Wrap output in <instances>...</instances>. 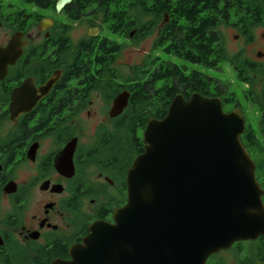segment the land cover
<instances>
[{
	"label": "flooded vegetation",
	"instance_id": "flooded-vegetation-1",
	"mask_svg": "<svg viewBox=\"0 0 264 264\" xmlns=\"http://www.w3.org/2000/svg\"><path fill=\"white\" fill-rule=\"evenodd\" d=\"M61 1L0 0V264H86L93 227L115 223V212L128 201V171L144 152L145 128L140 147L138 138H124L122 114L109 113L114 99L128 90L118 63L124 49L119 40L125 37L116 32L119 40L108 38L114 33L108 30L105 0H70L59 9ZM120 1L132 5L122 11L132 17L124 35L133 45L154 36V49L222 48L230 67L264 65V49L256 58L228 50L223 29L245 49L258 30L264 38V19L253 24L249 11L237 10L236 0ZM140 69L133 70L132 80L139 79ZM51 81L36 105L13 119L14 92L23 87L39 96ZM221 96L226 113L240 109L245 118L240 100ZM94 97L110 105L95 131ZM247 131L245 126L241 140L264 191V151L256 153ZM135 228L139 240L140 227ZM134 254L140 264L139 252ZM205 264H264V236L237 241Z\"/></svg>",
	"mask_w": 264,
	"mask_h": 264
},
{
	"label": "water",
	"instance_id": "water-1",
	"mask_svg": "<svg viewBox=\"0 0 264 264\" xmlns=\"http://www.w3.org/2000/svg\"><path fill=\"white\" fill-rule=\"evenodd\" d=\"M53 83L39 96L16 90L13 119ZM130 96L124 91L114 99L111 117L127 109ZM244 130L242 111L226 113L219 98L177 95L163 119L148 121L144 152L128 171L127 204L113 225L93 227L86 264H136L135 251L140 264H205L237 241L264 236V191L241 140Z\"/></svg>",
	"mask_w": 264,
	"mask_h": 264
},
{
	"label": "trees",
	"instance_id": "trees-1",
	"mask_svg": "<svg viewBox=\"0 0 264 264\" xmlns=\"http://www.w3.org/2000/svg\"><path fill=\"white\" fill-rule=\"evenodd\" d=\"M105 2L108 11V30L113 33L121 32L124 35L127 21L131 20L132 17L122 10L130 11L132 10V5L127 2L128 6L122 5L120 0H105ZM236 7L240 12L249 11L251 17L256 21L253 24L259 23L264 19V0H236ZM120 19L125 20L122 23ZM203 37H205V34ZM177 44L181 45V43ZM91 52L93 56V49ZM162 52L169 56V59L163 60L157 56L152 59L147 57L145 65L139 71V79H130L124 83V88L131 94L129 105L121 117L124 138H138L140 147H142L141 131L145 128L146 123L151 118L156 120L163 119L177 95L182 94L185 99H189L195 92L203 96L213 95V78L199 71H188L189 65L215 69L227 61L226 51L222 48L202 46L196 49H185L182 46L168 45L162 49ZM96 57H100L98 53ZM171 57L177 59L178 62L170 60ZM231 68L237 73L238 80L252 84L255 81L254 76L260 75L264 83V65L232 64ZM218 92H220L219 95L221 96L222 91L220 88ZM262 92L264 97V84L260 93L249 90L246 95V98L252 102V105L258 109L260 114L258 132L251 130L252 128L246 132V137L251 139V144L254 145L257 154L263 152L264 142ZM138 133H140L139 137ZM142 151L143 149L141 148L138 153L140 154Z\"/></svg>",
	"mask_w": 264,
	"mask_h": 264
},
{
	"label": "rangeland",
	"instance_id": "rangeland-1",
	"mask_svg": "<svg viewBox=\"0 0 264 264\" xmlns=\"http://www.w3.org/2000/svg\"><path fill=\"white\" fill-rule=\"evenodd\" d=\"M222 31L226 38V42L228 43L227 45L228 50L231 54H236L239 51H245L249 56L256 58L257 55L259 54V50L264 49V38L262 36L263 34L262 30L257 31L255 35L256 41L248 45L246 49L244 48V44L242 43H232L230 39H228L229 32L227 30L223 29ZM111 34L112 33L108 34L109 39H113L114 41L120 39L118 34L115 33L112 35ZM123 36L125 38L119 40V42L122 41L124 43V49H122L118 55V63L120 65L122 74L124 76V80H123L124 83H126L128 79L135 78L133 70H135V68L138 67L142 68L145 65L147 57H151L152 59L153 57L157 56L163 60L169 59V56H167L164 52H162V49L152 48L153 42L155 40L154 36H151L148 40L140 41L138 45L136 44L133 45L134 41L131 39L130 36L128 37L125 35ZM170 60L174 62H178L177 59L172 57L170 58ZM188 69H189L188 71L195 70L203 73L206 76L208 75L209 77H212L213 85H214L213 87L221 89L222 95H225L224 100H232V101L240 100V104L242 108H244L242 110L244 111L245 114L244 119H246L245 122L246 128L247 129L252 128L251 130L258 132V128H259L258 121L260 119V114L258 112V109L254 105H252L251 102L246 98V95L249 93V90L258 93L262 91L264 84L262 76L255 75L254 76L255 81L252 84L248 82H243L241 80H238L237 73L233 71L232 68L225 62L220 64L215 69H206L199 65L196 66L189 65ZM213 93L214 91L212 88V94ZM218 96L220 95L213 94L212 96H207V97L217 98ZM93 99L96 102V106L95 108L92 107L91 109H96L98 111V118L96 117L94 120H92L91 123V126L94 124L93 131H95L96 130L95 123L100 127L101 125H103L101 123V119H103L104 117H108V114L105 115L102 109H109L110 105L104 107L103 98L94 97ZM228 110H232V109H228ZM94 113L95 112L92 111V116H94ZM138 135H140V133H138ZM262 149L264 151V142Z\"/></svg>",
	"mask_w": 264,
	"mask_h": 264
}]
</instances>
